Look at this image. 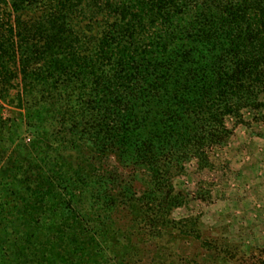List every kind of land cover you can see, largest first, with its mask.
I'll list each match as a JSON object with an SVG mask.
<instances>
[{
	"label": "trees",
	"instance_id": "obj_1",
	"mask_svg": "<svg viewBox=\"0 0 264 264\" xmlns=\"http://www.w3.org/2000/svg\"><path fill=\"white\" fill-rule=\"evenodd\" d=\"M2 3L0 99L16 91L28 118L63 120L60 131L82 141L76 149L91 142L121 162L157 165L159 175L162 159L204 141L203 120L264 111V0ZM62 104L70 108L60 114ZM5 128L0 115V147ZM33 145L35 153L21 143L0 162V264H104L99 244L75 227L86 176ZM93 190L82 192L106 197ZM164 215L151 219L155 227Z\"/></svg>",
	"mask_w": 264,
	"mask_h": 264
},
{
	"label": "rangeland",
	"instance_id": "obj_2",
	"mask_svg": "<svg viewBox=\"0 0 264 264\" xmlns=\"http://www.w3.org/2000/svg\"><path fill=\"white\" fill-rule=\"evenodd\" d=\"M7 13V6L0 4V25ZM27 13L26 19L39 14ZM15 94L0 99L6 125L1 165L18 144L32 154L33 142H38L43 152L54 151L59 165L84 173L83 188L77 189L75 227L93 237V246L99 244L95 260L104 256V264H264V111L231 113L223 123L203 120L197 138L203 137L200 144L205 145L170 153L158 175L152 170L157 165H147L144 159L141 164L121 162L112 152L93 151L91 142L82 151L76 149L82 141L60 131L63 120L28 118ZM57 107L60 114L70 108ZM37 123L38 135L32 127ZM99 186L106 193L103 200L93 195ZM87 188L93 193L82 192ZM162 210L163 222L155 227L151 219ZM112 249L119 252L116 263L109 257Z\"/></svg>",
	"mask_w": 264,
	"mask_h": 264
}]
</instances>
